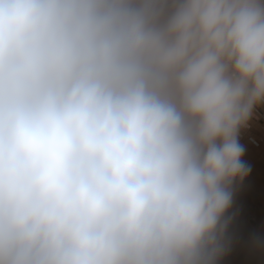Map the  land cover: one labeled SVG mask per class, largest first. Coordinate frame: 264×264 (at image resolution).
Instances as JSON below:
<instances>
[{"label": "clouds", "instance_id": "9594fccd", "mask_svg": "<svg viewBox=\"0 0 264 264\" xmlns=\"http://www.w3.org/2000/svg\"><path fill=\"white\" fill-rule=\"evenodd\" d=\"M264 0H0V264H219Z\"/></svg>", "mask_w": 264, "mask_h": 264}, {"label": "rangeland", "instance_id": "374dc122", "mask_svg": "<svg viewBox=\"0 0 264 264\" xmlns=\"http://www.w3.org/2000/svg\"><path fill=\"white\" fill-rule=\"evenodd\" d=\"M263 129L264 124H256L252 130L258 137L257 144L247 138L239 141L244 147L242 162L249 171L246 179L233 185V202L228 213L231 222L226 235L228 251L219 264H264V161L260 158L255 161L256 157L251 159L249 154L250 159L247 158L248 150L264 146L258 136Z\"/></svg>", "mask_w": 264, "mask_h": 264}, {"label": "built area", "instance_id": "2783aa9c", "mask_svg": "<svg viewBox=\"0 0 264 264\" xmlns=\"http://www.w3.org/2000/svg\"><path fill=\"white\" fill-rule=\"evenodd\" d=\"M253 123H262V124H264V107L259 108L254 113L253 119L249 121L248 126L246 128H243L240 131L239 141H244L247 138L252 143H255V144L258 143V139L252 134Z\"/></svg>", "mask_w": 264, "mask_h": 264}, {"label": "bare ground", "instance_id": "6f19581e", "mask_svg": "<svg viewBox=\"0 0 264 264\" xmlns=\"http://www.w3.org/2000/svg\"><path fill=\"white\" fill-rule=\"evenodd\" d=\"M256 124H262V123H253V126H252V129H254L255 128V125ZM259 135V137L261 138V140L264 142V129H263V131H261L260 133H258ZM258 138V137H257ZM256 147H258V146H256ZM251 155V159L252 158H254V157H256V159H255V161L257 160V158H260V159H262L263 161H264V146H260V147H258L257 149H255V150H248V153H247V155ZM248 155V156H249ZM244 156V155H243ZM247 156V158H249L250 159V156L248 157ZM252 156H254V157H252ZM245 157V156H244ZM247 160V159H246ZM245 161V160H244ZM248 161V160H247ZM259 161V160H258ZM255 163V162H254ZM251 170H253V169H251ZM256 170H258V168L256 169ZM255 170V171H256ZM259 171V170H258ZM250 174H251V172H249ZM259 174V173H258ZM248 177V176H247ZM246 179V178H245ZM245 181H248V180H245ZM258 181V180H257Z\"/></svg>", "mask_w": 264, "mask_h": 264}]
</instances>
